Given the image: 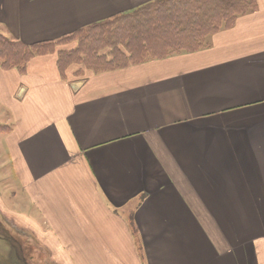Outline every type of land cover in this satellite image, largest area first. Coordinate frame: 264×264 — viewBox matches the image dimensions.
<instances>
[{
    "label": "crops",
    "instance_id": "obj_1",
    "mask_svg": "<svg viewBox=\"0 0 264 264\" xmlns=\"http://www.w3.org/2000/svg\"><path fill=\"white\" fill-rule=\"evenodd\" d=\"M154 1L0 0V34L58 42ZM256 2L191 53L62 71L58 47L0 65V168L20 191L0 193V224L46 264H264Z\"/></svg>",
    "mask_w": 264,
    "mask_h": 264
},
{
    "label": "trees",
    "instance_id": "obj_2",
    "mask_svg": "<svg viewBox=\"0 0 264 264\" xmlns=\"http://www.w3.org/2000/svg\"><path fill=\"white\" fill-rule=\"evenodd\" d=\"M179 1L156 0L144 7L79 30L58 42L27 45L0 34V65L6 69H18L23 72L35 56L56 51L60 44L78 38L86 43L71 50L60 51L58 54V64L62 71L67 70L72 64H84L94 70H108L149 59L165 58L176 53H191L203 48L210 35L222 27L233 25L238 15L252 11L257 6L256 0H212L211 3L216 1L217 5L213 9L208 7L202 14L190 11L182 19L159 17L156 14L162 10L161 8L173 9L171 5L176 6ZM158 2H161V7H154ZM154 14L155 20L149 18ZM124 21L129 28L126 31H122L126 27H120V23ZM97 29H107L110 33L103 41L106 47L112 49L111 55H101L98 51L100 46L96 48L92 42H88L91 39L89 31ZM110 41L112 44L108 45ZM121 46L125 47L127 53L121 50ZM1 129L3 126H0Z\"/></svg>",
    "mask_w": 264,
    "mask_h": 264
},
{
    "label": "rangeland",
    "instance_id": "obj_3",
    "mask_svg": "<svg viewBox=\"0 0 264 264\" xmlns=\"http://www.w3.org/2000/svg\"><path fill=\"white\" fill-rule=\"evenodd\" d=\"M164 1V0H163ZM170 1V0H168ZM212 0H180L176 6L171 5L173 9L169 8H161L159 12L156 14L159 17H171L172 19L183 18L186 13L190 11L196 12L194 14H202L204 13L208 7H212V9L217 5V0L211 3ZM154 7H161V2H158ZM169 9V12H168ZM156 15V16H157ZM154 15L149 16V18H153ZM155 20V18H153ZM153 20V21H154ZM127 21V20H126ZM126 21L120 23V27H126V29L122 31L128 30V25ZM166 21V20H165ZM164 21V22H165ZM128 22V21H127ZM138 23L136 22L135 25ZM142 25V24H141ZM140 25V26H141ZM91 34V39L88 42H92L93 46L98 48L99 53L104 56H108L112 54V49L108 46L112 44L110 41L108 43V47L104 45V38L110 36V33L107 29H97L95 31H89ZM79 37V36H78ZM82 39H76L75 41H66L60 44L58 47L62 49V51L71 50L77 48L79 45L85 44V41ZM56 48V49H57ZM121 50L126 52L125 47L121 46ZM152 56V55H148ZM151 58V57H149ZM75 67H80L83 69H90L87 65L84 64H74ZM18 184L14 181L13 172L10 168L6 167L4 169L0 168V193L3 195L6 201L13 203L12 191L13 193H17V197L20 195V191L18 190ZM13 229H6L4 226L0 224V264H46L48 263L45 255L38 256L34 253V248L37 246L31 236L26 234H20L16 231H10ZM12 238H7L8 235ZM15 240V241H14Z\"/></svg>",
    "mask_w": 264,
    "mask_h": 264
}]
</instances>
